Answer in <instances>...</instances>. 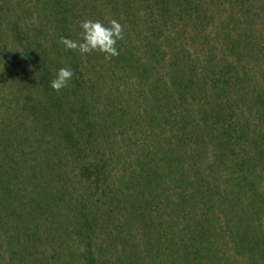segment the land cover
Listing matches in <instances>:
<instances>
[{
    "label": "trees",
    "instance_id": "obj_1",
    "mask_svg": "<svg viewBox=\"0 0 264 264\" xmlns=\"http://www.w3.org/2000/svg\"><path fill=\"white\" fill-rule=\"evenodd\" d=\"M0 264H264V0H0Z\"/></svg>",
    "mask_w": 264,
    "mask_h": 264
},
{
    "label": "clouds",
    "instance_id": "obj_2",
    "mask_svg": "<svg viewBox=\"0 0 264 264\" xmlns=\"http://www.w3.org/2000/svg\"><path fill=\"white\" fill-rule=\"evenodd\" d=\"M110 24V27H104L99 21H81L79 40L61 37L60 42L67 49L75 50L81 56L99 52L104 54L105 59L115 57L119 54L115 45L118 40L123 38V32L121 25L116 20H112ZM72 75L73 72L70 68L57 69L55 77L50 81V87L58 92L67 86Z\"/></svg>",
    "mask_w": 264,
    "mask_h": 264
}]
</instances>
